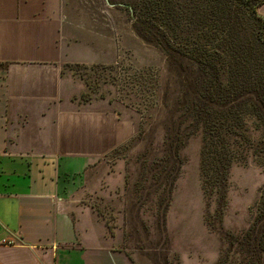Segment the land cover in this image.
<instances>
[{"label": "crops", "instance_id": "1", "mask_svg": "<svg viewBox=\"0 0 264 264\" xmlns=\"http://www.w3.org/2000/svg\"><path fill=\"white\" fill-rule=\"evenodd\" d=\"M80 5L0 0V264H134L93 208L77 205L78 192L96 190L90 173L111 185L108 156L133 134L112 113L70 106L64 68L110 64L116 48L113 36L106 58L101 20Z\"/></svg>", "mask_w": 264, "mask_h": 264}, {"label": "rangeland", "instance_id": "2", "mask_svg": "<svg viewBox=\"0 0 264 264\" xmlns=\"http://www.w3.org/2000/svg\"><path fill=\"white\" fill-rule=\"evenodd\" d=\"M121 1L126 0H79L93 19L101 20L100 27L107 34L106 58L109 38L116 37L114 62L63 70L75 83L70 106L112 113L133 125L132 137L108 156L114 173L111 185H102L90 173L85 180L92 183L88 188L96 190L78 192L82 202L77 205L93 208L134 264H244L242 255L232 253L228 242L231 235L240 237L248 231L257 208L262 207L264 171L252 162L234 166L225 200L210 199L204 194L200 173L202 136L184 139L179 152L182 170L163 218L158 206L162 196L149 188L155 185L153 161L161 159L164 152L166 112L160 105L171 76L165 55L134 33L131 16ZM139 74L146 85L154 79L158 84L156 94L145 93L146 102L138 106L144 114L134 109L137 106L132 99L136 88L132 82ZM118 169L125 174L122 188ZM103 171V167L97 169L98 174Z\"/></svg>", "mask_w": 264, "mask_h": 264}, {"label": "trees", "instance_id": "3", "mask_svg": "<svg viewBox=\"0 0 264 264\" xmlns=\"http://www.w3.org/2000/svg\"><path fill=\"white\" fill-rule=\"evenodd\" d=\"M121 2L134 33L165 55L171 76L160 105L166 112L164 152L153 161L155 185L149 188L162 196L159 212L165 218L171 204L184 139L198 134L204 194L224 201L234 166L252 162L264 171V17L257 11L264 0ZM140 74L132 99L144 114L138 106L158 84L146 85ZM261 202L248 231L228 242L244 264H264V190Z\"/></svg>", "mask_w": 264, "mask_h": 264}]
</instances>
